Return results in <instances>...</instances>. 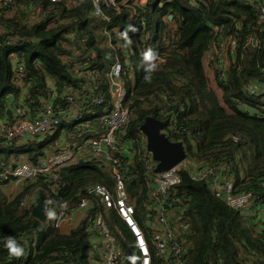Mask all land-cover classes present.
Here are the masks:
<instances>
[{
    "label": "trees",
    "instance_id": "obj_1",
    "mask_svg": "<svg viewBox=\"0 0 264 264\" xmlns=\"http://www.w3.org/2000/svg\"><path fill=\"white\" fill-rule=\"evenodd\" d=\"M12 1V6L0 1V120H11L18 106L31 115L49 94L60 100L79 89L81 80L74 68L83 61L73 59L72 52L83 38L96 52L93 66L100 76L115 62L123 67L125 102L132 119L121 142L128 141L132 151L143 153L145 141L139 126L146 117L158 119L167 139L182 143L188 162L224 169L236 193L250 192L255 202L264 205V96L246 91L250 84H264V25L258 26L254 17L259 0H193L194 5L191 0H153L135 6L133 19L127 11L103 9L109 21L96 26L91 25L90 14L63 2ZM234 31L240 35L238 47L228 56L220 78L207 54L216 36ZM248 35H254L256 46L245 45ZM149 48L158 55L150 82L145 81L141 65L142 53ZM64 59L71 60V69ZM16 66L23 68V87L14 82ZM74 133L72 125L61 124L41 141L0 138V169L21 160L34 163L40 156L55 153L60 136L72 143L77 140ZM139 154L125 188L146 234L144 220L151 200ZM59 175L54 194L37 181L8 197L2 190L6 183H0V240L13 235L25 248L23 257L8 260L0 246V264H100L87 219L68 234H60L55 225L45 226L31 216L30 198L34 191L44 192L51 208L67 214L80 193L92 202L94 209L88 214L92 217L102 209L86 189L94 184L110 186L107 173L96 162L83 160L63 167ZM179 175L180 184L170 196L177 202L170 210L176 207L171 216L174 227H185L189 247L184 264H264V226L257 225L256 208L246 214L232 210L213 196L205 180H191L184 168ZM60 203L65 205L60 207ZM105 214L109 232L123 251L124 264H131L134 249L129 235L112 211Z\"/></svg>",
    "mask_w": 264,
    "mask_h": 264
},
{
    "label": "built area",
    "instance_id": "obj_2",
    "mask_svg": "<svg viewBox=\"0 0 264 264\" xmlns=\"http://www.w3.org/2000/svg\"><path fill=\"white\" fill-rule=\"evenodd\" d=\"M2 4L12 6V0H0ZM52 3L63 2L86 15V10H79L87 6L88 12L96 26L101 22H108L109 18L103 9L115 12L127 11L129 19L135 16V6H145L153 0H49ZM194 5L193 0L190 1ZM90 10V11H89ZM255 21L258 26L264 25V0L255 4ZM252 32V27L247 26ZM256 28V27H254ZM217 34V33H216ZM215 34V35H216ZM71 34L70 38H74ZM240 35L234 31L228 36H217L211 42V49L224 52L208 56L207 60L213 62L218 70L220 78L223 77L227 58L235 53L238 47ZM10 41L17 40L10 37ZM245 45L256 46L254 35H248ZM241 44V49L244 46ZM73 59H82V63L74 68L76 75L81 80L79 89L64 94L57 100L53 94L49 98L41 100L40 106L31 115L18 106L12 113L11 120H0V138L8 142H24L28 140L41 141L51 135L61 124L72 125L77 140L67 143L59 138L60 146L57 152L40 156L34 163L21 160L10 166L0 169V183L36 181L42 177L48 193L54 194L60 182L59 172L63 167L72 166L83 160H91L102 167L108 176L110 186L94 184L87 187L86 192L97 200L101 211H97L92 217H88L94 206L87 198H82L80 193L75 195V206L63 214L58 209L55 220H71L77 227L83 219L88 220L87 230L92 243L97 241L99 246L100 264H124L123 251L117 239L109 232L103 213L112 211L119 219L121 225L129 235L135 254L136 264H184L188 252L189 243L185 238V227L177 230L172 222L177 199L171 200V190L180 184L179 171L187 170L193 181H206L213 196L222 201L227 207L243 214L255 210L258 226H264V205L255 202L250 192L236 193L234 182L224 169H218L210 165H198L183 162L161 173H154L155 163L150 154L132 151L129 142L120 141L127 124L132 119L125 99L127 88L122 80L123 67L120 63H113L104 76L93 66L96 52L86 46L85 39L76 41L72 52ZM69 69L71 60L64 59ZM14 82L23 87L24 74L21 66L14 68ZM249 93L264 96V84H250L246 87ZM55 99L57 104H55ZM139 154V159L145 169V180L149 190L151 204L147 210L153 213V220L145 215L147 233L139 226L136 220V212L130 203L125 184L129 178V170L134 166V157ZM14 164V167L12 165ZM194 173H198L194 176ZM209 178V180H208ZM264 185V184H263ZM102 189V191H98ZM24 202V201H23ZM22 202V203H23ZM47 202V201H46ZM65 203H60L63 207ZM51 208L48 202L43 206L46 214ZM75 211L81 213L80 219H72L70 216ZM74 227V228H75ZM96 243V242H95Z\"/></svg>",
    "mask_w": 264,
    "mask_h": 264
},
{
    "label": "water",
    "instance_id": "obj_3",
    "mask_svg": "<svg viewBox=\"0 0 264 264\" xmlns=\"http://www.w3.org/2000/svg\"><path fill=\"white\" fill-rule=\"evenodd\" d=\"M80 10L82 9L80 8ZM10 114L11 112H8V116ZM162 126V121L152 117H146L139 126V132L145 141V150L150 154L152 161L155 163L154 173L167 171L186 159V153L182 143L169 141L161 131ZM12 167H14V164ZM197 174L194 173V176ZM39 180L42 181L43 178L39 177ZM46 201L44 192L41 194L36 193L32 200L34 206L31 209V216L44 223L45 226L54 225L55 220L48 219L43 211V206L47 203Z\"/></svg>",
    "mask_w": 264,
    "mask_h": 264
},
{
    "label": "clouds",
    "instance_id": "obj_4",
    "mask_svg": "<svg viewBox=\"0 0 264 264\" xmlns=\"http://www.w3.org/2000/svg\"><path fill=\"white\" fill-rule=\"evenodd\" d=\"M129 28L132 31H135V28H133L131 25ZM125 38L126 34H125ZM130 43V41H128ZM157 60H158V55L157 53L152 50L151 48L146 49L142 53V58H141V65L144 69L145 75L144 79L145 81L150 82L152 79V74L156 71L158 65H157ZM98 191H102V189H98ZM51 203V201H49ZM47 218L48 219H53L56 217V211L54 208H49L47 210ZM0 246L3 247V249L6 252L7 259L12 260L13 258H20L23 257L25 254V248L23 244L17 240V238L13 235H6L5 237L0 240Z\"/></svg>",
    "mask_w": 264,
    "mask_h": 264
},
{
    "label": "crops",
    "instance_id": "obj_5",
    "mask_svg": "<svg viewBox=\"0 0 264 264\" xmlns=\"http://www.w3.org/2000/svg\"><path fill=\"white\" fill-rule=\"evenodd\" d=\"M81 9L82 10L84 9V11L86 10V14H87V12H88L87 6H84ZM60 138H63V136H60ZM37 181H40V180H36V181H26V182H22V183L20 182L21 183V186H20V188H18L19 189L18 191L16 190V188H13L15 186L14 183H17V182H13V181L12 182H8V183H6L2 187V190H3V192L5 193L6 196L13 197L16 194H18L22 189H24L25 187H27V186H29L31 184L37 183ZM36 192L37 191H34L33 194H32L33 196L30 198L31 203H32V200L34 199V196H35V193ZM70 217L72 219L74 218V219H78L79 220L80 217H81V213L79 211H75L74 213L71 214ZM54 225H55V227L57 228V230H58V232L60 234H68L71 231V229H73L75 227L73 225L72 221L71 220H68V216H66L65 220H56V223ZM97 241H99V240H97ZM97 241H95L96 243L94 242V244H96L98 246V248H99L100 245L97 243Z\"/></svg>",
    "mask_w": 264,
    "mask_h": 264
},
{
    "label": "rangeland",
    "instance_id": "obj_6",
    "mask_svg": "<svg viewBox=\"0 0 264 264\" xmlns=\"http://www.w3.org/2000/svg\"><path fill=\"white\" fill-rule=\"evenodd\" d=\"M224 45H225L224 43L221 44V51L216 50V48L214 50L211 49V51L208 53V56H211V55L215 56V54L220 53L221 54V59H223L222 52H224ZM208 76H210V75H208ZM21 183L20 182L14 183L15 186L13 188H16V190L18 191L19 190L18 188H20ZM105 216H106V214H105ZM144 223H145V220H144ZM136 263H137V255L134 252L132 257H131V264H136Z\"/></svg>",
    "mask_w": 264,
    "mask_h": 264
}]
</instances>
